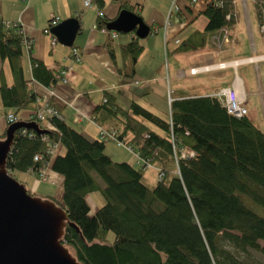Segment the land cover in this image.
I'll list each match as a JSON object with an SVG mask.
<instances>
[{
  "label": "trees",
  "instance_id": "16d2710c",
  "mask_svg": "<svg viewBox=\"0 0 264 264\" xmlns=\"http://www.w3.org/2000/svg\"><path fill=\"white\" fill-rule=\"evenodd\" d=\"M119 1L121 8L131 9L126 0ZM94 2L101 7L102 0ZM252 3L261 25L264 0ZM198 13L205 18L201 29H193L173 50L199 49L207 33L218 28L231 34L233 0H204ZM103 20L97 15L98 24ZM22 39L18 26L0 20V57L12 73L8 84L0 72V98L14 115L42 105L30 86L32 79L46 87L58 81L56 69L34 57L29 60L30 78L23 76ZM141 50L134 35L119 47L117 71L127 79ZM46 102L59 113L55 103ZM168 108L165 117L133 99L123 108L110 92L93 107L91 118L136 152L141 159L137 164L112 160L104 151L108 137L89 138L63 117L35 121L42 133L14 129L5 162L11 176L18 170L38 178L52 155L50 146H62L50 161V169L62 177L61 197L46 196L63 208L61 240L80 264H247L240 252L248 247L264 255L259 243L264 240V129L246 113L227 112L213 94L173 97ZM170 132L177 149L191 150V156L173 155ZM147 162L157 171L152 185L143 180ZM93 190L103 202L89 213L84 197Z\"/></svg>",
  "mask_w": 264,
  "mask_h": 264
},
{
  "label": "crops",
  "instance_id": "0c3cea01",
  "mask_svg": "<svg viewBox=\"0 0 264 264\" xmlns=\"http://www.w3.org/2000/svg\"><path fill=\"white\" fill-rule=\"evenodd\" d=\"M240 1L245 7V0ZM126 2L132 11L139 14L153 28V31L148 33L152 34L148 41H139L137 37L142 50L133 62L134 72L128 79L117 71L122 62L119 47L130 40L133 34L125 32L127 35H117L118 32L115 31L112 35L104 24V21L114 17L121 8L119 0H102L101 7L96 4L93 11L84 10V7L90 5H83L82 0H0V20L17 22L24 37L31 42L29 48L22 45L20 62L23 76L30 78V57L42 60L49 68H62L65 71V81L58 80L52 87H46L33 79L30 81L40 104L50 99L67 123L79 127L77 129L87 137L96 138L98 125L90 115L93 107L102 101L104 92L114 94L116 103L126 108L131 99L138 101L139 94L152 91V84H156L162 73L165 75L166 93L171 94V97L212 94L218 88L231 83L238 85L245 96L244 101L248 96L255 94L259 75H255L254 80H251L246 67L253 65L258 69L259 63L264 61V58L259 57L264 54V49L261 45L257 46L253 39L252 18L247 11L243 8L241 17L236 13L234 7L236 0H233L234 27L228 35V40L221 42L219 46L218 42L215 43L222 34L218 28L208 32L205 44L196 50L173 48L193 29H201L203 26L205 19H200L203 15L198 12L203 9L204 0L194 3L187 0H126ZM97 15L105 17L100 24L97 23ZM51 16H57L59 20L69 16L77 17L79 30L71 45L61 44L57 40L50 42L51 32L44 31L43 28ZM242 17L244 18L242 28L246 29L244 32L247 43L241 48L242 41L237 30L238 21ZM253 20L254 27L261 31L255 11ZM185 30L182 36H178ZM145 47L151 51L147 61L144 60L145 55L142 53ZM72 50H76L78 60L72 58ZM249 56L255 57L253 60L255 62L243 61V58ZM218 61H224L225 65L208 68L204 66ZM192 68H197V71L191 73L189 70ZM0 72L5 82L10 84L12 73L9 63L1 57ZM187 74H196V77L190 79L188 83H182V79H187L185 78ZM133 83L136 85L130 89ZM12 111L13 108L3 105L0 98V133L4 132L7 125L3 115ZM29 113L28 109H20L16 116L25 118ZM58 146L61 145L57 144L54 153L62 151ZM118 154L119 151H116V155ZM53 155L43 168V177L38 178L43 180L44 185L47 184V189H52L51 184L55 185L51 195L60 200L62 177L50 169ZM120 157L123 158L122 153ZM126 157L123 159L129 163L134 162L136 158L134 152L133 154L129 152Z\"/></svg>",
  "mask_w": 264,
  "mask_h": 264
},
{
  "label": "water",
  "instance_id": "95a60500",
  "mask_svg": "<svg viewBox=\"0 0 264 264\" xmlns=\"http://www.w3.org/2000/svg\"><path fill=\"white\" fill-rule=\"evenodd\" d=\"M104 24L108 30L131 32L138 38L150 32L142 17L125 7ZM78 30L75 16L61 19L49 29L64 45L72 44ZM17 127L44 131L33 120L19 119L8 123L0 138V264H80L61 240L66 223L63 208L47 196L27 192L7 171L6 156Z\"/></svg>",
  "mask_w": 264,
  "mask_h": 264
},
{
  "label": "rangeland",
  "instance_id": "374dc122",
  "mask_svg": "<svg viewBox=\"0 0 264 264\" xmlns=\"http://www.w3.org/2000/svg\"><path fill=\"white\" fill-rule=\"evenodd\" d=\"M236 13L240 17L242 16V11L243 8L247 11L249 17L252 18V25H253V39L256 43L257 46H263L264 49V29L261 27V31H258V28L256 29L254 27V20H253V11H254V5L251 0H245V7L241 5L240 0H236L234 4ZM88 9L89 11H93L96 9V3L93 1L90 5V7H84V10ZM200 19L204 20L205 18L203 16L200 17ZM199 21V20H198ZM197 21V23H198ZM195 22V24H197ZM238 30L237 33L242 41V44L240 47H245V44L247 41L245 40V32L242 26H244V18L242 17L240 21H238ZM192 27V26H190ZM189 27V28H190ZM188 30V28H187ZM185 31H182L180 35L182 36ZM117 35H127V33H121L118 32L116 33ZM152 34H147L144 37L139 38V41H148L151 39L150 37ZM217 41H215L216 43ZM220 44V43H218ZM226 44V43H225ZM144 60L147 61V58L150 56V49H147L145 47L144 51ZM260 58H264V54L259 55ZM255 57L249 56L246 58H243V61H253ZM236 60H233V62ZM224 62V61H223ZM255 62V61H253ZM225 65V64H224ZM205 68H208L210 66H216V67H221L217 62L204 65ZM249 74L251 75V80H254L255 75H259V82H257L258 89L255 92V94L248 96L247 99L243 102L245 108H246V114L250 118V120L259 128L264 129V61L260 62L258 65V69H255L253 65L247 66L246 67ZM191 73H194L197 71V68H194L192 71L191 69L189 70ZM196 77V74H187L185 78L187 79H182V83H188L190 79H193ZM136 84H131L130 89H132ZM152 91L150 90L148 93H143L138 95V103L141 105L145 106L146 108L150 109L157 115L161 117L166 116V112L169 110L168 105L169 101L171 100V94L167 95V88H166V80H165V75L162 73V77L157 80L156 84H152ZM237 86V85H236ZM255 88V86L253 87ZM241 91V90H240ZM73 126L77 127L76 125L72 124ZM153 127V126H152ZM154 128V127H153ZM158 132L162 133V130L155 128ZM105 152L109 154L112 160L115 161H120V160H125L123 158H127V154L129 155V152L133 154V150L127 147L124 144H117L116 139L113 137H110L105 140ZM58 149H62V146H58ZM116 151H119V154L116 155ZM122 153V157H120V154ZM126 161V160H125ZM132 164H137L136 161L132 162ZM14 178L18 180L19 182L23 183L26 188H28L32 194L38 195V196H45L46 194H51L54 192L55 185H50L52 189H47L46 185H44L43 180L36 178L34 175L27 171H14L13 174ZM157 178V171L156 168L153 165H147L143 169V180L145 183L148 185H152ZM53 194V193H52ZM88 195L86 196V200L89 206V213H92L102 202H103V197L100 194L98 190H93L87 193ZM85 198V197H84ZM113 237V234L110 230L107 231L106 238L108 240H111ZM259 243L264 246V240H260ZM240 257L247 263V264H264V255L255 249L252 248H247L245 251L240 252Z\"/></svg>",
  "mask_w": 264,
  "mask_h": 264
},
{
  "label": "built area",
  "instance_id": "2783aa9c",
  "mask_svg": "<svg viewBox=\"0 0 264 264\" xmlns=\"http://www.w3.org/2000/svg\"><path fill=\"white\" fill-rule=\"evenodd\" d=\"M189 2H195L198 0H188ZM92 0H82L83 5L85 6H89L91 4ZM59 20V18L57 16H51L49 18V20L47 21V23L44 26V31H49L50 26L54 25L55 23H57ZM6 25H16L18 26V31L20 33H22L20 25L17 22H5L3 21ZM262 29H264V23H262L261 25ZM111 34L113 35L114 32L112 31ZM22 41H23V45L26 46V48L30 47V39H27L26 37H24V35L22 34ZM228 37H227V30L225 28H222V35L219 38V42L221 43L222 41H227ZM56 39L53 35H51V39L50 42L53 43L55 42ZM219 46V44H218ZM71 56L74 60H78V54L76 52V50H72ZM217 64H219L220 66H224V62L223 61H219L217 62ZM192 71L194 70V68L191 69ZM64 69L62 68H56L55 74L56 77L58 78V80L61 81H65V76H64ZM235 84L231 83L228 86H223L218 88L215 92H213L212 94L218 99V101L220 102V104L225 107L226 111L235 115V116H240L246 113V108L243 104L244 102V95L241 92V95H238V91L236 89L235 92ZM169 106V105H168ZM31 113V112H30ZM28 114L27 118H31L34 121H43L45 120L46 117L48 116H52L55 115L57 117H62V115L60 113H57L56 110L54 109V107L52 105H50L48 102H44L37 110H35L34 112H32L31 114ZM3 118L6 122H11L13 120L16 119V116L12 113V112H6L3 115ZM98 137L99 138H105V137H112V132H109L107 129L102 128L101 126H98ZM44 139V137H42ZM173 135L170 132V141H171V145H172V149H173V155L176 156V153H179L180 156H191L193 154V151H185L183 149H177L176 147V143H174L173 141ZM173 142V143H172ZM118 144H122L121 141L117 140ZM58 143H53L50 148H49V152L51 154H53V152L55 151V148L57 146ZM135 153V157H136V162L140 161V157L137 155L136 152ZM34 158H37V156H34ZM150 165V163L147 162L146 166ZM44 175V171L43 168H41L39 170V176L43 177Z\"/></svg>",
  "mask_w": 264,
  "mask_h": 264
},
{
  "label": "bare ground",
  "instance_id": "6f19581e",
  "mask_svg": "<svg viewBox=\"0 0 264 264\" xmlns=\"http://www.w3.org/2000/svg\"><path fill=\"white\" fill-rule=\"evenodd\" d=\"M238 84V83H237ZM235 87H236V89H237V91H238V95H241V91H240V88L238 87V85L236 86V84H235ZM236 89H235V92H236ZM237 93V92H236Z\"/></svg>",
  "mask_w": 264,
  "mask_h": 264
}]
</instances>
